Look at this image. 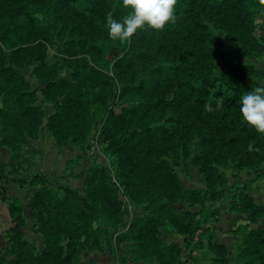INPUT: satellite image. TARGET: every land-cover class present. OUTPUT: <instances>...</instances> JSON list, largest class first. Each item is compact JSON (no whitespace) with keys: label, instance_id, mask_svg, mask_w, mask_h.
<instances>
[{"label":"rangeland","instance_id":"obj_1","mask_svg":"<svg viewBox=\"0 0 264 264\" xmlns=\"http://www.w3.org/2000/svg\"><path fill=\"white\" fill-rule=\"evenodd\" d=\"M8 1L0 0V67L16 70V65L22 64L18 73L26 85L20 87L17 82L16 87L25 98L23 92L31 94L27 98L31 105L43 109L47 116L57 111L64 95L77 96L73 99L77 105L75 114H78L69 129H60V143L48 132L46 119L42 120L36 137L28 138L17 152L12 153L2 145L0 138V161L8 164L15 157L27 168L14 176L15 182L7 186L10 200L0 202V264H11L16 255L31 264L60 239L48 238L35 225V212L29 207V200L40 189L47 195V205L42 213L50 212L62 218L81 234L84 244L81 264H92L85 262L89 259L86 255L92 252L110 256L111 263L100 264H120L114 253L119 248L116 239L133 224L141 226L147 220L159 226L156 242L143 244L131 239L122 243L119 249L128 260L125 264H181L189 253L196 259V264H215L216 255L205 247V238H202V247L197 248V232L193 235L179 232L171 224L173 221L187 224L185 213L196 211L190 192H204L207 184L205 174L197 165L202 154L197 147L198 137L193 136V122L177 118L170 109L169 98L157 95L147 103L136 90L143 78L152 77L159 56L147 49L137 35L130 43H121L112 40L108 33L89 30L64 9L59 0H23L33 11L38 27L39 38L30 43L6 17V12L2 14L1 7ZM127 11L117 10L115 19L122 22ZM258 23L264 26V21L258 20ZM214 30L223 38L228 52L264 71L261 33L256 31L251 36H244L234 28L221 26ZM35 45L39 48V56L23 59L13 55L24 48L30 52ZM133 62L139 66L137 71L126 68ZM48 79L61 83L49 94L61 95L52 103L42 93L48 83L43 81ZM3 85L0 68V86ZM6 91H0V110L8 98ZM131 107L138 109L137 114L134 117L127 115L125 123L129 128L122 126L133 136L138 148L152 153L151 164L160 163L163 169L171 170L179 187L149 180L144 168H135L122 153L100 143L103 127L113 124L111 113L120 116ZM164 130H168L170 136L163 135ZM150 133L153 136L147 137ZM241 152L242 149L237 148L230 152L229 161L214 162V167L225 179L226 188L219 201L210 204L211 210L217 209L219 214L216 221L210 223L209 230L214 237L213 244L226 248L228 264H258L257 256H247L243 249L250 243L252 231L264 233V215L244 213L238 205L248 203L247 195L255 205L264 206V165L238 164L242 159ZM93 163L103 164L111 172L123 213L119 220L110 218L86 197L84 172ZM37 171L47 176H62L63 180L54 186H29L28 180ZM17 181L27 183L19 185ZM63 187L75 191L76 196L64 191ZM234 187L236 191L232 190ZM78 196L87 199V206H78ZM12 203L21 208L23 225H18L9 215L8 208Z\"/></svg>","mask_w":264,"mask_h":264},{"label":"trees","instance_id":"obj_2","mask_svg":"<svg viewBox=\"0 0 264 264\" xmlns=\"http://www.w3.org/2000/svg\"><path fill=\"white\" fill-rule=\"evenodd\" d=\"M24 1L9 0L1 9L2 14L6 12V17L24 34L26 38L24 40L28 39L31 43L39 38H37L38 27L32 15L33 11ZM59 2L89 30L108 34L106 19L108 13L112 12L115 19L117 10L126 11L122 6V0H59ZM176 17L177 22L174 25L169 24L161 32L145 28L135 34L147 49L159 56L158 63L152 71L153 75L152 73L147 75L152 77L143 78L136 86V90L141 99L147 103L157 95L169 98L173 114L177 118L189 119L193 122V136L198 137L197 147L202 154L197 165L205 174L207 188L204 192H190V199L196 206V211L185 213L184 220L187 224L181 225L178 221H173L171 224L179 232L186 234L189 232L190 235L197 232L199 236L197 248L202 247L201 241L205 238V247L216 255L213 259L215 264H228L226 248L221 244H213L214 237L209 230L210 223L215 222L219 214L217 209L211 210L210 204L219 201L223 188H226L225 179L214 167V162L229 161L230 152L240 148L242 159L238 164L246 163L254 167L264 165V135L248 126L240 114L241 97L256 87L264 86V71L228 52L223 38L214 28L231 27L244 36H251L258 31L264 41V26L258 23V20L264 21V0H179ZM209 24H212V27ZM22 44H25V41ZM29 50L30 52L28 48L19 49L13 55L17 54L18 58L23 59L40 55L37 45ZM20 64L16 65V70L0 67L4 78V85L0 86V91L2 89L6 91L8 87L5 92L7 101L6 103L3 101L0 110V138L2 145L8 147L12 153L26 144L28 138L36 137L43 119H46L48 132L60 143L62 140L60 129H69L78 114H75L77 105L73 99H77V96L64 95L60 105L57 106V111L50 116H47L40 107L31 105V101L27 99L31 94L27 95L23 92L26 94L27 98H25L16 87L17 82L20 83V87L26 85L18 73L19 67L22 66ZM126 68L128 70L134 68L137 71L139 66L133 62ZM43 82L48 83L42 93L47 101L52 103L61 95L49 94L61 83L53 82L51 79ZM205 105L210 106L212 111H207ZM133 107L120 116L111 113L110 119L113 124L103 127L100 143L122 153L135 168H144L149 180L179 187L171 170L163 169L160 163L151 164L152 153H149L148 149L145 151L138 148L134 144L133 136L122 126L124 124L129 128L128 123H125L128 114L136 116L138 109ZM150 135L153 136L150 133L147 137ZM163 135L170 136V132L164 130ZM250 141L254 142V147L259 151H248ZM14 158L8 164L0 161V202L2 203L10 200L7 186L15 182L14 176L27 170L26 164L19 163ZM84 175H86V197L96 203L110 218L119 220L123 213L109 168L103 164L93 163ZM61 179L63 180L62 176H47L37 171L28 180L30 183L28 185L54 186ZM26 183L17 181L19 185ZM63 188L70 195L76 196L75 191L67 187ZM232 190L236 191V187ZM245 197L248 203L239 204L240 211L251 215H264V206H257L247 195ZM86 203L87 199L78 196V206H87ZM46 205L47 195L43 189L31 196L29 207L35 212L33 215L35 225L38 231L48 238L60 239L55 241L54 246L49 245V248L34 258L31 264H81V249L84 245L81 234L62 218H57L50 212L42 213ZM8 212L18 225H23L24 219L18 205L13 203L9 205ZM158 227L157 223L151 220L145 221L141 226L133 224L129 230L120 234L115 243L120 249L122 243L131 239L143 244L154 243ZM263 234L257 230L252 231L249 234L250 243L243 249L247 256H257L258 264H264ZM119 248L114 253L120 264H125L128 260ZM99 250L103 252L102 249ZM188 261H191V264L197 262L191 253L181 264H188ZM11 264L26 263L21 256L16 255V259Z\"/></svg>","mask_w":264,"mask_h":264},{"label":"clouds","instance_id":"obj_3","mask_svg":"<svg viewBox=\"0 0 264 264\" xmlns=\"http://www.w3.org/2000/svg\"><path fill=\"white\" fill-rule=\"evenodd\" d=\"M179 0H122V6L128 10L122 22L113 18V13L107 15L109 37L121 43H130L131 38L145 28L161 32L169 24L177 22L176 8ZM240 114L248 126L264 135V86L256 87L245 93L240 99ZM207 111L211 107L205 105ZM248 151H259L254 142L248 144Z\"/></svg>","mask_w":264,"mask_h":264},{"label":"crops","instance_id":"obj_4","mask_svg":"<svg viewBox=\"0 0 264 264\" xmlns=\"http://www.w3.org/2000/svg\"><path fill=\"white\" fill-rule=\"evenodd\" d=\"M92 253L86 255L89 259H86L85 262L90 261L92 264H100V262L101 263H111L110 262V256L108 254L94 253V252H92ZM81 256L83 257V255H81Z\"/></svg>","mask_w":264,"mask_h":264}]
</instances>
